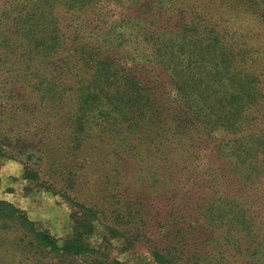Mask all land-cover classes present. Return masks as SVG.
<instances>
[{"label":"trees","instance_id":"obj_1","mask_svg":"<svg viewBox=\"0 0 264 264\" xmlns=\"http://www.w3.org/2000/svg\"><path fill=\"white\" fill-rule=\"evenodd\" d=\"M2 80L0 164L69 207L59 244L0 199L19 261L122 264L114 238L156 264H264V0H0ZM97 164L96 192L127 182L105 207L74 191Z\"/></svg>","mask_w":264,"mask_h":264},{"label":"rangeland","instance_id":"obj_2","mask_svg":"<svg viewBox=\"0 0 264 264\" xmlns=\"http://www.w3.org/2000/svg\"><path fill=\"white\" fill-rule=\"evenodd\" d=\"M3 81L5 80L0 81V84H2ZM1 102H8V100L4 99L0 94V103ZM1 124L2 121H0V125ZM1 167L2 170L4 167L8 176L0 188V195L2 197L0 199L6 200L22 209L28 218L35 221L41 228L46 229L60 244L70 232L68 219L69 207L65 199L55 193L46 191L45 185L38 179L41 178L40 175H38V178H34L32 175L29 178L25 177L22 165L17 160L4 159L0 164V168ZM89 170H94V174H89L86 170L85 174H87L88 177L74 184L76 187L74 191L76 192L75 196L77 200H81L82 202L96 200L97 203L102 202L105 207L109 201H115V199L110 197L111 194L108 195L109 192L112 190H115V192L118 190L122 191L127 186L126 181L118 179L119 182H121L119 186H112L113 189L110 187L107 191L102 193L96 192L98 188L97 185L100 184V181L94 179V175L99 174L101 169H99L97 164L89 168ZM105 170L108 171L107 168H103L102 172ZM117 177H119V175ZM115 181L116 179H113V182ZM130 182L131 183H128L129 188H132L133 191L140 192L143 196L147 195L143 191L144 187L142 188L141 182L138 180H136V183H132L133 180H130ZM118 197L123 199L121 196ZM132 200V202H139L135 194H133ZM120 202L123 204L126 201ZM146 209L150 210V206ZM102 233V228L99 225H95L94 232L90 238L91 243H100ZM109 245L110 254L115 256L122 264H156L147 251V244L144 241L136 242L125 247L122 239L117 240L113 238L109 241ZM16 255L17 254L0 242V264H26L23 261H19Z\"/></svg>","mask_w":264,"mask_h":264},{"label":"crops","instance_id":"obj_3","mask_svg":"<svg viewBox=\"0 0 264 264\" xmlns=\"http://www.w3.org/2000/svg\"><path fill=\"white\" fill-rule=\"evenodd\" d=\"M7 176H8V174L6 173L4 167H3V170H2V167H1L0 168V188H1L2 183L4 182V180L7 178ZM0 198H2L1 195H0Z\"/></svg>","mask_w":264,"mask_h":264}]
</instances>
